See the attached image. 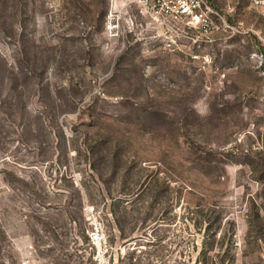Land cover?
I'll return each mask as SVG.
<instances>
[{"label":"rangeland","instance_id":"obj_1","mask_svg":"<svg viewBox=\"0 0 264 264\" xmlns=\"http://www.w3.org/2000/svg\"><path fill=\"white\" fill-rule=\"evenodd\" d=\"M129 2L0 0V264H264V6Z\"/></svg>","mask_w":264,"mask_h":264},{"label":"built area","instance_id":"obj_2","mask_svg":"<svg viewBox=\"0 0 264 264\" xmlns=\"http://www.w3.org/2000/svg\"><path fill=\"white\" fill-rule=\"evenodd\" d=\"M130 4L153 15L160 24L171 25L182 32H197L199 39L221 29H229L226 20L215 10L210 0H129ZM256 7L264 6V0H252ZM175 43V41H172ZM104 238L98 230L90 239L97 243Z\"/></svg>","mask_w":264,"mask_h":264},{"label":"trees","instance_id":"obj_3","mask_svg":"<svg viewBox=\"0 0 264 264\" xmlns=\"http://www.w3.org/2000/svg\"><path fill=\"white\" fill-rule=\"evenodd\" d=\"M134 202H135V200L126 201V203H128V205H132V204H134ZM123 203L124 202H122V200H119L118 202H115L114 205L123 204ZM112 215L114 216V218L117 217L115 219H118V216H117V213L115 210L112 211ZM199 223H202V221ZM116 225H117V230L119 232V238L121 240H128L127 242H131L133 239H136L133 237L137 234V231H140V229H138L136 227H127L125 224H121L120 222L116 223ZM129 264H138V261L136 260L135 262H133V260L130 259ZM204 264H209V261L206 259L204 261ZM220 264H224V261L221 260Z\"/></svg>","mask_w":264,"mask_h":264},{"label":"crops","instance_id":"obj_4","mask_svg":"<svg viewBox=\"0 0 264 264\" xmlns=\"http://www.w3.org/2000/svg\"><path fill=\"white\" fill-rule=\"evenodd\" d=\"M263 73H264V64H263ZM263 76H264V74H263Z\"/></svg>","mask_w":264,"mask_h":264}]
</instances>
